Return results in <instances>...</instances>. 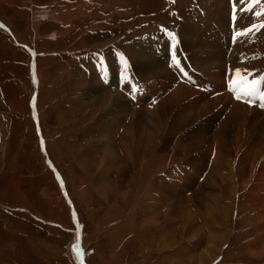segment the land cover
<instances>
[{
    "label": "rangeland",
    "instance_id": "374dc122",
    "mask_svg": "<svg viewBox=\"0 0 264 264\" xmlns=\"http://www.w3.org/2000/svg\"><path fill=\"white\" fill-rule=\"evenodd\" d=\"M25 2L0 6L6 26L0 28V264H264L262 205L255 198L264 186L260 137L233 138L214 185L207 176L216 157L211 141L192 146L182 136L205 142L225 120L223 111L204 110L182 132L169 119L151 116L163 95L160 83L151 84L149 97L137 78L131 95L114 86L125 77L120 63L128 46L193 26L186 18L197 0ZM250 57L247 64L257 63L258 52ZM247 70L253 72L241 77L250 85L242 86L240 98L254 107L264 96V72ZM91 81L109 82L135 107L146 106L143 139L126 147L123 132L135 110L117 117V130L101 132L107 117L99 106L108 99L85 93ZM206 82L202 71L187 85L216 84ZM207 92L204 98L218 95ZM139 95L143 104H133ZM245 95L251 100H242ZM230 124L234 129L236 122ZM198 135L204 137L191 138ZM107 148L115 168L106 179L98 165ZM60 172L62 180H55Z\"/></svg>",
    "mask_w": 264,
    "mask_h": 264
},
{
    "label": "bare ground",
    "instance_id": "6f19581e",
    "mask_svg": "<svg viewBox=\"0 0 264 264\" xmlns=\"http://www.w3.org/2000/svg\"><path fill=\"white\" fill-rule=\"evenodd\" d=\"M197 2L199 3L198 5L188 10V17L186 18L193 26H189L182 31L169 30L166 37L162 34L155 35V38L152 36L151 40L145 37L128 46V52L120 63L123 66L125 77L123 78V82L119 81L114 86H121L123 90L128 91L131 95L134 93V88L130 85V82H133L137 78L145 89L146 93H144V96L149 97L151 94L154 95V93L150 92L151 84L153 82L160 83L163 86L161 87L163 95H160L161 99L156 102L154 113L151 116L155 117L156 121L158 119L160 121L169 119L173 125L179 126L182 132H184L188 125L193 124L197 116L204 110L215 108L223 111L226 118L216 127V132L211 133V136L209 135L211 139H206L202 143L200 138L204 137V135L192 136L191 138L195 137L201 140V143L196 144L189 141L188 137L184 138L182 136L192 146L201 144L208 146L210 144L209 147L212 152H215L216 157L207 176L213 177L215 182V178L220 176L219 169L217 170L220 167H218L217 163H221L219 160H225L229 153L232 152V150L231 152L229 151V148L235 136L241 135L243 138L246 135L250 138L258 136L260 137V145L264 144V96L257 98V102L253 104L254 107L243 105L240 98L246 90L242 86L244 87L247 84L243 82L241 73H245L250 71L247 69H255L256 67L257 69L260 68L261 74L264 72V0H197ZM232 48H234V51L230 52L229 50ZM254 52H258V64H247L251 60H245V58L248 57L249 59L250 55H253ZM219 67L228 71L218 70ZM213 69H217L218 71ZM202 71L207 76L206 84H213L214 81H216V84L212 87L207 85L204 88H197L195 86L196 89L193 88L194 86L192 88L188 86L189 82L194 83L197 80V76L201 75ZM113 72L115 73V70ZM252 72L250 71L249 75ZM248 76L245 77L247 78ZM181 84H186V86L182 87ZM109 86H111L109 82H92L85 93L108 99L102 107L101 105L99 106V110L105 112V117H107V119H103L99 124V127L102 129L101 132H105V134L117 130V117H121L122 114L124 115L127 112L129 113L130 110H135L133 120L131 119L134 122L133 125L131 124L132 127L125 129L123 132L129 138L127 145H124L130 147L134 144L133 138L143 139L145 115L148 113L144 111L146 106L135 107L131 102L122 98L118 94V90L112 92ZM262 86L264 87V83H262ZM207 91L210 93L216 91L218 95L211 96L210 99L207 96V98H204L202 93H206ZM144 96L139 95L138 98L135 97L132 100L133 104L135 102L143 104L141 100H143ZM157 97L159 98V95ZM242 100L250 101L251 99L249 96H246ZM153 101L155 100L153 99ZM230 122H236L234 129L231 127ZM159 123L157 122L158 125ZM161 129L164 130V127ZM243 132L245 133L243 134ZM209 140L211 143L208 144ZM223 148L225 149L222 151ZM134 152L135 148L132 150V153ZM132 153L129 155L130 159L128 162L133 161L132 156L134 157V155ZM262 153H264V149L260 152L261 155ZM103 154L104 156L98 166L101 168L102 177L106 178L111 170L115 168V165H113L114 152L110 148H107ZM198 156L199 160H202V157ZM247 157L245 156V158ZM206 167V165L202 166L198 173L202 175ZM223 167L225 168L224 164ZM229 173L231 175L234 174V172ZM262 187V190L260 189L262 192H257L259 194L255 198L262 205L260 207L262 212L260 210L259 219L264 220V186ZM209 194L210 191L207 190L200 192L195 197L207 196ZM101 196L104 202L108 201L107 194L101 193ZM123 196H126V192L123 193ZM163 244L165 243L163 242ZM260 254L264 256V250Z\"/></svg>",
    "mask_w": 264,
    "mask_h": 264
},
{
    "label": "crops",
    "instance_id": "0c3cea01",
    "mask_svg": "<svg viewBox=\"0 0 264 264\" xmlns=\"http://www.w3.org/2000/svg\"><path fill=\"white\" fill-rule=\"evenodd\" d=\"M16 5L19 6H24L27 5V3L22 0L17 1V0H0V6H9V7H16ZM158 250H160L159 246H158ZM183 250H184V245H183Z\"/></svg>",
    "mask_w": 264,
    "mask_h": 264
}]
</instances>
